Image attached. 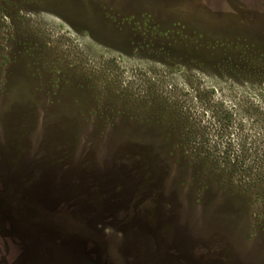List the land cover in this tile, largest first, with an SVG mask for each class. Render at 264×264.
Listing matches in <instances>:
<instances>
[{
  "label": "rangeland",
  "instance_id": "374dc122",
  "mask_svg": "<svg viewBox=\"0 0 264 264\" xmlns=\"http://www.w3.org/2000/svg\"><path fill=\"white\" fill-rule=\"evenodd\" d=\"M104 100L109 121L96 116ZM0 104L1 184L30 157L47 166L43 129L79 112L78 157L84 135L104 131L85 151L94 176L128 154L152 170L132 160L127 216L114 221L124 235L94 207L80 234L0 214V264H264V188L252 187L264 177L240 162L229 178L185 138L228 111L235 153L264 161V0H0Z\"/></svg>",
  "mask_w": 264,
  "mask_h": 264
},
{
  "label": "trees",
  "instance_id": "16d2710c",
  "mask_svg": "<svg viewBox=\"0 0 264 264\" xmlns=\"http://www.w3.org/2000/svg\"><path fill=\"white\" fill-rule=\"evenodd\" d=\"M13 57L16 60L15 56ZM105 104V100L101 102V107L96 116L104 119V121H109L113 115L110 116L106 112ZM14 105L19 104L13 101L12 110H18L19 108ZM81 114L82 112H79L69 121L60 117V119L54 118V125L46 126L43 129V136H48L43 143L50 142L52 146V150L47 153V161L49 160L47 166H38V161L30 157L28 172L23 177L17 174L15 166H9L8 169L3 168L6 171H2V177L7 173V178L13 180H9V184L0 183V214H2L3 219L22 214L29 224L43 223L45 226L55 228V230L58 229L62 233L72 230L71 233L80 234L83 230L80 228L87 223L83 219L84 212L94 207L105 212L104 216H107L106 223L110 225L113 231L121 229V233L125 234L123 228L116 226L114 221L122 215L127 216L126 211L128 208L125 205L128 201V188L132 183L128 175V172L134 170L132 160L139 161L141 164L140 171L143 170L148 173L152 171L149 168L151 163L150 161L145 162L146 159H143L142 155L128 154L119 160V162L121 161L120 165L107 168L105 174L94 176L96 170L93 158H96L97 155L90 157L85 151L89 150L91 144L95 142L97 137L102 136L104 131L95 130L84 135V149L78 157L77 145L80 143L82 133H80L79 128L77 129L73 125L83 118ZM232 116L228 111L224 115L222 112L213 111L210 121H212V126L215 128H209L207 124L190 125L191 127L186 129L185 138L199 141V144L203 142L204 148L208 150L206 155L215 162L221 161L225 166V171H228L229 178L238 173L236 165L240 162L245 164L243 166L245 170H239L242 171L241 174L249 173L250 178L264 177V161L258 160L259 162L252 164L247 162L245 157H239L235 153L234 136L228 125V121ZM32 119L33 115L30 119L26 118L20 131L25 127L28 128ZM70 121H72V124L67 123ZM9 125L11 126V122H9ZM12 127V130L7 131V134L9 132L8 137L10 136L14 145L13 149H16L20 135L19 133L16 135L17 128L14 124H12ZM166 130L167 136L176 134L173 129ZM213 136L214 138H212ZM241 148L245 152L257 149V147ZM34 155L32 152L33 157H35ZM76 159L80 160L81 163L76 165V161H74ZM13 162L16 165V162ZM69 166L71 167L66 171ZM187 167L190 168V163L186 164ZM41 173L43 178H41ZM256 186L264 188V179L260 184L252 185V187ZM64 190H66V193H63ZM63 195L66 197H63ZM132 213L135 212L132 211Z\"/></svg>",
  "mask_w": 264,
  "mask_h": 264
}]
</instances>
